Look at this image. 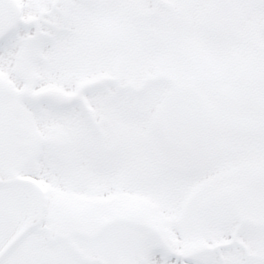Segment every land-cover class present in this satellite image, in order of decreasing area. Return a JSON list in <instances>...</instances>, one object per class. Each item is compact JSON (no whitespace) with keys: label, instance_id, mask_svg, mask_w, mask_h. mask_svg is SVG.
I'll return each instance as SVG.
<instances>
[{"label":"snow or ice","instance_id":"6c2138e0","mask_svg":"<svg viewBox=\"0 0 264 264\" xmlns=\"http://www.w3.org/2000/svg\"><path fill=\"white\" fill-rule=\"evenodd\" d=\"M0 264H264V0H0Z\"/></svg>","mask_w":264,"mask_h":264}]
</instances>
